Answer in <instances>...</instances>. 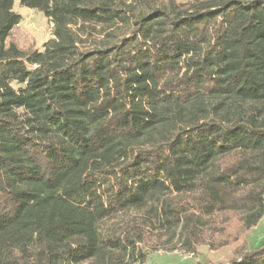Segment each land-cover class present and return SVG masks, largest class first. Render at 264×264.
Segmentation results:
<instances>
[{
    "label": "trees",
    "instance_id": "obj_1",
    "mask_svg": "<svg viewBox=\"0 0 264 264\" xmlns=\"http://www.w3.org/2000/svg\"><path fill=\"white\" fill-rule=\"evenodd\" d=\"M0 0V264H143L264 215V0ZM245 241V240H244ZM222 264H264V244Z\"/></svg>",
    "mask_w": 264,
    "mask_h": 264
},
{
    "label": "rangeland",
    "instance_id": "obj_2",
    "mask_svg": "<svg viewBox=\"0 0 264 264\" xmlns=\"http://www.w3.org/2000/svg\"><path fill=\"white\" fill-rule=\"evenodd\" d=\"M184 1V0H181ZM13 11L21 19L10 32L7 41L14 42L21 49H41L51 35V23L33 8L23 6L20 0L13 1ZM212 220L223 229L222 235L214 237L226 245L220 250H211L206 245H198L192 252L180 249L150 251L143 264H222L239 255V250L260 247L264 244V215L248 233L241 228L234 214H218ZM245 240V241H244Z\"/></svg>",
    "mask_w": 264,
    "mask_h": 264
}]
</instances>
